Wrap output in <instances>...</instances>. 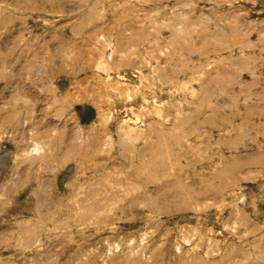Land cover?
<instances>
[{
    "label": "rangeland",
    "instance_id": "374dc122",
    "mask_svg": "<svg viewBox=\"0 0 264 264\" xmlns=\"http://www.w3.org/2000/svg\"><path fill=\"white\" fill-rule=\"evenodd\" d=\"M0 264H264V0H0Z\"/></svg>",
    "mask_w": 264,
    "mask_h": 264
}]
</instances>
